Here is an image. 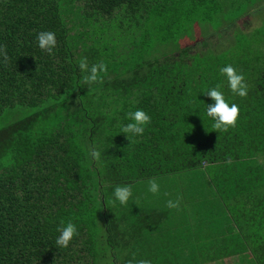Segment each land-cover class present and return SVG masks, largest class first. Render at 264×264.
<instances>
[{
  "label": "trees",
  "instance_id": "16d2710c",
  "mask_svg": "<svg viewBox=\"0 0 264 264\" xmlns=\"http://www.w3.org/2000/svg\"><path fill=\"white\" fill-rule=\"evenodd\" d=\"M263 2L0 0V118L20 114L0 126V264H264V16L234 26ZM81 57L106 66L88 88ZM225 64L248 92L218 131L201 91L232 96ZM136 108L150 121L129 141ZM69 220L77 234L58 249Z\"/></svg>",
  "mask_w": 264,
  "mask_h": 264
},
{
  "label": "clouds",
  "instance_id": "9594fccd",
  "mask_svg": "<svg viewBox=\"0 0 264 264\" xmlns=\"http://www.w3.org/2000/svg\"><path fill=\"white\" fill-rule=\"evenodd\" d=\"M37 47L48 54H52L57 44L56 35L53 31L43 30L39 31L35 36ZM78 69L82 74L81 86H86L98 83L105 72L106 66L103 62H98L89 65L86 57H81L78 60ZM219 74L226 81L227 89L232 96L226 98L223 90L224 85L222 83L216 86H209L206 90H202L201 93H205L210 102L206 103L204 108L205 117L211 122V128L213 130H226L231 126H234L239 113L240 107L237 103L233 102L232 97L239 96L245 97L248 92L247 84L244 76L239 72L232 64H225L219 68ZM126 122L120 125L119 133L125 134L127 139L131 141L132 138L137 137L144 133L145 127L150 121V116L147 112L141 108L128 111L125 114ZM91 155L95 158L99 157L98 152H92ZM160 185L156 179H151L148 182L147 190L150 193H157ZM132 197L131 188L127 185H116L112 188V200L118 202L119 205H126L129 199ZM169 208H175L177 202L169 199L167 201ZM56 232L58 233L54 240V245L58 249L67 248L77 234V226L71 221L61 222L57 226Z\"/></svg>",
  "mask_w": 264,
  "mask_h": 264
},
{
  "label": "rangeland",
  "instance_id": "374dc122",
  "mask_svg": "<svg viewBox=\"0 0 264 264\" xmlns=\"http://www.w3.org/2000/svg\"><path fill=\"white\" fill-rule=\"evenodd\" d=\"M261 16H264V2L262 6L258 9L251 10L248 14H246L244 17L238 20V23L236 22L235 27L238 26L239 28L243 30H249L254 26H257L261 22ZM19 112L16 110H10L8 115H3L0 118V126L3 124H6L7 122L13 120L15 117L19 116ZM261 161L264 162V158L261 159Z\"/></svg>",
  "mask_w": 264,
  "mask_h": 264
},
{
  "label": "crops",
  "instance_id": "0c3cea01",
  "mask_svg": "<svg viewBox=\"0 0 264 264\" xmlns=\"http://www.w3.org/2000/svg\"><path fill=\"white\" fill-rule=\"evenodd\" d=\"M244 257H252V255L250 254L249 251H246V252L240 253V254L238 255V258H244Z\"/></svg>",
  "mask_w": 264,
  "mask_h": 264
}]
</instances>
